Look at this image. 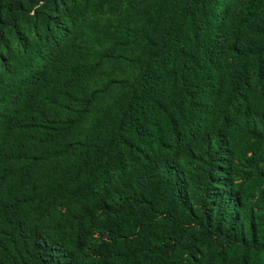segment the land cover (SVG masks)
Masks as SVG:
<instances>
[{
	"label": "trees",
	"instance_id": "16d2710c",
	"mask_svg": "<svg viewBox=\"0 0 264 264\" xmlns=\"http://www.w3.org/2000/svg\"><path fill=\"white\" fill-rule=\"evenodd\" d=\"M0 264H264V0H0Z\"/></svg>",
	"mask_w": 264,
	"mask_h": 264
}]
</instances>
